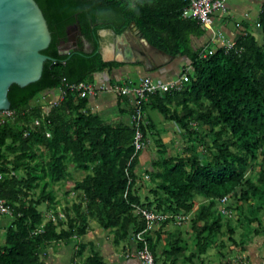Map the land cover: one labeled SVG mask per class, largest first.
Wrapping results in <instances>:
<instances>
[{
	"label": "trees",
	"instance_id": "16d2710c",
	"mask_svg": "<svg viewBox=\"0 0 264 264\" xmlns=\"http://www.w3.org/2000/svg\"><path fill=\"white\" fill-rule=\"evenodd\" d=\"M36 1L52 33L43 53L52 59L46 60L39 80L11 86L16 118L0 126V172L4 173L0 196L13 208L12 214H0V228L5 231L0 264H42L47 243L86 234L90 220L114 229L117 240H135L147 220L137 207L167 214L157 222L159 230L146 234L156 262L162 237L156 233H163L169 223L176 227L169 236L180 233V238L169 241V256L184 252L187 242L178 216L191 213L196 241L192 260L208 252L225 224L235 233L234 209L246 220L247 231L239 243L233 235L230 239L247 249L251 232L264 231V8L258 20L261 40L247 32L233 48L219 47L210 53L211 49L193 46L192 37L206 28L197 18L183 15L187 0ZM133 22L152 46L192 60L190 71L184 68L181 73L187 72L189 80L179 89L145 100L118 93L129 105L125 113H130V120L111 122L89 108V96L82 97L66 84L95 82L96 73L123 66L104 59L100 30L121 34ZM73 27H80L87 45L61 53ZM58 88L66 95L57 104L44 107L38 102L44 91ZM137 107L143 112L139 125L133 120ZM148 107L176 123L185 140L183 152L170 151L163 130L157 132L146 116ZM35 119L40 123L35 124ZM138 129L143 133L139 150ZM146 150L151 156L141 170ZM71 164L86 175L75 181L77 199L63 209V218L52 186L71 177ZM257 166L259 170L253 171ZM198 197L203 202L195 210ZM44 203L53 209L51 215L40 209ZM136 242L138 248L144 246ZM88 262L104 264L98 254Z\"/></svg>",
	"mask_w": 264,
	"mask_h": 264
},
{
	"label": "crops",
	"instance_id": "0c3cea01",
	"mask_svg": "<svg viewBox=\"0 0 264 264\" xmlns=\"http://www.w3.org/2000/svg\"><path fill=\"white\" fill-rule=\"evenodd\" d=\"M263 8L264 0H228L227 8L215 13L213 24L211 26L203 24L206 28L205 32L202 35L192 37L193 46L195 48L204 47V49L226 47L228 42H236L238 38L247 34V32H252L261 40L262 33L259 29L258 20ZM78 31V28L73 29L70 37L73 45L72 47H67L68 49H72L75 46L87 45L84 41L85 39ZM101 36L104 59L107 61L123 62L124 65L112 71L107 70L96 73L94 79L98 84H117L126 80L138 82L141 78L147 76L155 80L172 81L180 77L184 68L191 69L192 60L187 55L173 56L152 46L144 38L136 23L132 24L124 32L123 36H118L115 31L109 29L103 31ZM130 47L134 49L131 56L125 52ZM60 98V88L48 89L41 94L38 102L46 107ZM128 106L127 102L124 99L120 100L118 93L113 91H101L98 95L91 96L89 102L91 110L99 111L105 117L108 115L107 120L111 122L124 119L125 112H128ZM124 108L126 109L125 111H123ZM151 108L148 107L146 116H149L152 122H154L157 132L163 130L162 136L165 142H168L167 139L172 141L179 128L157 110L161 122V128H158L156 119L149 111ZM145 153L141 156L142 163L149 160L148 158L151 156L149 150H146ZM0 223L2 224L3 221H0ZM160 226L161 224L157 225L153 231L159 230ZM175 228L173 223H169L164 230L162 229L163 233H156V237L158 235L162 236L158 240L156 250L158 254L157 264H171L172 261L173 264H253L252 259V261H247V258L243 259L237 256L238 259L234 262L233 259V261L225 259L224 256L226 255L220 253V259L211 258V254L206 253L207 255L195 257L192 260L190 255L194 250L189 249L187 236L184 233L183 238L187 242L184 252L177 253V255L174 252L169 256V241L174 242L176 238H180L179 232L174 233L172 237L169 236V230L173 231ZM181 229L183 230V227ZM192 237L194 238V236ZM137 245V242L131 238L117 240L114 229H106L99 225L96 220H90L86 234L81 236L75 235L66 241L55 240L47 243L42 250L41 260L42 264H89L88 258L94 254H98L101 256L104 264H142L137 256L131 255L138 248ZM175 257L178 259H175ZM251 257H253V254H251ZM261 260H263L262 257ZM263 261H256V263L263 264Z\"/></svg>",
	"mask_w": 264,
	"mask_h": 264
},
{
	"label": "water",
	"instance_id": "95a60500",
	"mask_svg": "<svg viewBox=\"0 0 264 264\" xmlns=\"http://www.w3.org/2000/svg\"><path fill=\"white\" fill-rule=\"evenodd\" d=\"M76 28L82 35L80 27H73L70 37ZM106 30H100V34ZM51 41L48 21L36 0H0V109L11 108L9 91L13 84L26 86L41 78L46 60L52 59L43 53ZM80 48L68 49L62 44L61 53ZM99 50L103 53L102 44Z\"/></svg>",
	"mask_w": 264,
	"mask_h": 264
},
{
	"label": "built area",
	"instance_id": "2783aa9c",
	"mask_svg": "<svg viewBox=\"0 0 264 264\" xmlns=\"http://www.w3.org/2000/svg\"><path fill=\"white\" fill-rule=\"evenodd\" d=\"M188 5L183 9V15L185 17L197 18L202 24L211 26L214 22V15L217 11L225 10L227 8L228 0H187ZM236 42H228L226 45L227 49H231L235 46ZM215 49H211L210 53H213ZM190 71V68H187V71ZM189 80V74L186 72L180 77L172 81H161L155 80L151 77H143L138 82L129 80L123 81L119 84L111 85L106 83L90 82V81H81L76 83H67L66 86L81 95L85 96H96L101 91H113L123 95L133 96L140 98L142 100L148 99L149 95L156 93H166L173 89H179L184 84V82ZM66 95V90H61V98L55 101L57 104L61 101ZM16 111L12 108L9 109H0V126L5 124L8 120L16 118ZM133 120L136 121L137 125L140 124L143 120V112L141 107H137V112L133 116ZM40 120L35 119V124H39ZM50 135V133H48ZM143 133L140 129L137 130L135 136V144L137 150L143 147ZM4 176L3 172H0V179ZM137 213L142 212L146 217V226L139 232L135 234L136 241H142L144 246L142 248L136 249L131 255L137 256L142 264H157L156 258L152 250L148 246L146 234L153 230L154 225L165 219L167 214L165 213H156L154 211L137 207ZM13 208L6 199L0 196V214H12ZM183 218L187 216L180 215L178 216V222H181ZM43 227V224L41 225Z\"/></svg>",
	"mask_w": 264,
	"mask_h": 264
},
{
	"label": "rangeland",
	"instance_id": "374dc122",
	"mask_svg": "<svg viewBox=\"0 0 264 264\" xmlns=\"http://www.w3.org/2000/svg\"><path fill=\"white\" fill-rule=\"evenodd\" d=\"M181 75H183V74H181ZM149 111L152 114V116L156 119L157 127L161 128V122L159 120L160 117L158 116V111L156 109L154 110L152 108ZM107 117H108V115H106L105 118L108 119ZM124 119L126 121H128L130 119L129 113L124 114ZM178 131H180V129ZM167 140H168L167 143L170 146L169 149L171 152H173V153L183 152L182 147L184 146V141H185L183 135H180V133H177L174 137L173 142L169 141V139H167ZM143 153L146 154L145 152H143ZM149 160H146L145 161L146 163L143 162L140 165L141 170H144V168L147 167ZM70 170H71V177L70 178H68L67 180H65L63 182L56 183L52 186V188L56 194V206H57V208L61 214V217H63V218H64L63 209L67 205L72 206L73 202L77 199L76 196H77L78 192L73 189L75 181L83 179V177L86 175L85 171L76 170L74 168L73 164L70 165ZM256 170H259V166H257L255 168V170H253V171H256ZM233 201H234L233 199L230 200L231 203ZM202 202H203L202 198L198 197L196 199L195 210H198V208ZM234 205H236V204L234 203ZM47 206H48L47 203H44L40 206V209L45 210L46 213L50 212V215H51L53 213V209H47L48 208ZM232 214H233L232 224L236 228L235 233H233V234L230 233L227 229L226 224H225L224 227L222 228V233L217 235V237H216L217 240L213 243V245L211 247H209L207 254H211V258H215V259H220L221 258L220 254H222V255L225 254L226 255V256H224L225 259H227V260L233 259L234 262H236L238 257H242L243 259L247 258L246 259L247 261H250L252 259L253 264H257L256 261L262 262L264 260V258H263V255H264V231H262L261 234H254L253 231L252 232L250 231L251 234L253 235V238L249 237V240H247L248 241L247 246H246L247 249L243 250V248L241 247V243L236 244L234 242V239H236V241L238 243L241 241L243 232L247 231L246 220L243 217H241V214L236 209H234L232 211ZM193 216H194L193 213L188 214L187 218H183L182 221L178 222V223L181 225V228L183 227L184 235L187 236L186 239L188 242L189 249L195 250L196 241L194 242L195 239L192 237L193 236V229H192ZM240 217H241V219H240ZM7 218L9 219V217H7ZM226 220H227V218H224L223 222H226ZM262 220L264 221V214L262 215ZM159 224L160 223H156L154 225V228ZM200 224L202 225L203 222L201 221ZM253 225L258 226V222L255 221ZM4 232L5 231L2 228H0V243H3L5 240ZM231 235H233L232 236L234 238L233 240L230 239ZM221 242H224V245H221ZM251 254H253V257H251ZM261 257L263 258V260H261ZM263 263H264V261H263Z\"/></svg>",
	"mask_w": 264,
	"mask_h": 264
},
{
	"label": "flooded vegetation",
	"instance_id": "af4514ba",
	"mask_svg": "<svg viewBox=\"0 0 264 264\" xmlns=\"http://www.w3.org/2000/svg\"><path fill=\"white\" fill-rule=\"evenodd\" d=\"M71 29H72V28H71ZM71 29H70V30H71ZM69 37H70V35H69ZM63 44H65L66 47H72V45H73V44H72V41H71V38L69 39L68 42H65V43H63ZM81 47H83V46H81ZM70 49H71V48H70ZM125 52L127 53V55L131 56L132 53L134 52V49L130 47V49L127 48V49L125 50Z\"/></svg>",
	"mask_w": 264,
	"mask_h": 264
}]
</instances>
